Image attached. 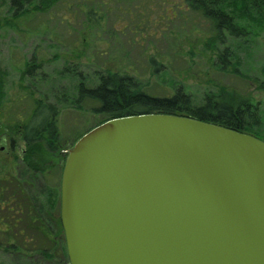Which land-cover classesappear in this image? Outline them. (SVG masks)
<instances>
[{"label":"rangeland","instance_id":"obj_1","mask_svg":"<svg viewBox=\"0 0 264 264\" xmlns=\"http://www.w3.org/2000/svg\"><path fill=\"white\" fill-rule=\"evenodd\" d=\"M256 25L247 38L227 40L233 59L225 71L209 48L210 24L184 0H61L17 20L9 1H0V174L25 179L22 188L37 202L45 200L49 208L42 209L54 219L46 242L26 226L25 212L18 223L1 224L0 264H68L64 228L56 225L62 224L63 169L79 137L103 121L93 112L96 103L71 102L81 82L94 87L99 75L111 71L136 78L155 96L171 95L181 84L196 105L208 90L230 88L260 105V125L253 130L264 138V25ZM34 64L40 69L24 76ZM39 101L59 111L60 143L47 159L52 170L35 183L23 162V127ZM10 215L0 208V223H9Z\"/></svg>","mask_w":264,"mask_h":264},{"label":"water","instance_id":"obj_2","mask_svg":"<svg viewBox=\"0 0 264 264\" xmlns=\"http://www.w3.org/2000/svg\"><path fill=\"white\" fill-rule=\"evenodd\" d=\"M70 264H264V141L192 118L111 119L61 184Z\"/></svg>","mask_w":264,"mask_h":264},{"label":"trees","instance_id":"obj_3","mask_svg":"<svg viewBox=\"0 0 264 264\" xmlns=\"http://www.w3.org/2000/svg\"><path fill=\"white\" fill-rule=\"evenodd\" d=\"M8 1L13 18L17 20L32 11L45 12L61 0ZM184 2L193 13L199 14L210 24L212 36L209 39V48L216 51V60L225 71L232 68L233 59L229 46H226L227 40L247 38L252 34L251 27L257 26L256 24L264 25V0H184ZM220 46L224 48L221 50ZM36 60V57H33L32 64L34 62L37 64ZM40 67L35 64L28 65L23 75L34 76ZM233 72L239 73L238 69H233ZM84 101L98 105L93 112L101 116L103 121L96 126L111 119L129 116L174 115L249 134L264 141V138L253 130L254 125H260V105L241 97L237 91L230 88L210 89L203 95L202 104L196 105L193 102L194 98L181 84L176 86L171 95L155 96L145 91L136 78L106 71L105 74L99 75L98 83L94 87H87L86 82L80 83L77 98L71 102L79 106ZM58 115L59 111L55 105L39 101L29 122L23 127V140L27 148L23 162L32 175H29V179L35 183L39 181L40 176H46L47 170L53 168L50 165L51 161L47 159L59 150L56 146L60 143ZM20 126L21 123L17 128H21ZM24 184L28 185L25 179H17L13 175L3 177L0 174V208L11 213L9 223L1 221L0 231L3 228L1 224L18 223L22 212H25L26 226L45 242L51 241L53 231L51 226L54 219H48L42 209L48 211L49 207L44 204L45 200L40 199L41 202H37L32 196L29 197L27 189L21 186ZM56 225L60 230L63 229L60 222ZM16 235L21 236L20 231H16ZM10 240L7 239L9 242L7 245L14 248ZM66 248L65 243L63 254L67 259Z\"/></svg>","mask_w":264,"mask_h":264}]
</instances>
